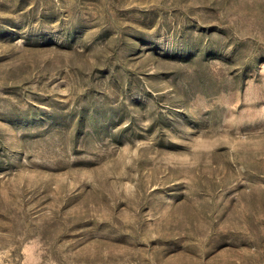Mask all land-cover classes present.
<instances>
[{
    "label": "rangeland",
    "instance_id": "obj_1",
    "mask_svg": "<svg viewBox=\"0 0 264 264\" xmlns=\"http://www.w3.org/2000/svg\"><path fill=\"white\" fill-rule=\"evenodd\" d=\"M0 264H264V0H0Z\"/></svg>",
    "mask_w": 264,
    "mask_h": 264
}]
</instances>
